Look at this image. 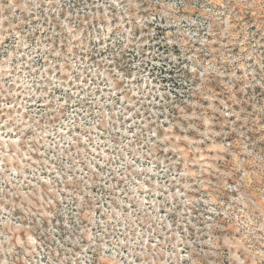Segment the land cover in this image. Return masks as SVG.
Instances as JSON below:
<instances>
[{"label":"rangeland","instance_id":"374dc122","mask_svg":"<svg viewBox=\"0 0 264 264\" xmlns=\"http://www.w3.org/2000/svg\"><path fill=\"white\" fill-rule=\"evenodd\" d=\"M0 264H264V0H0Z\"/></svg>","mask_w":264,"mask_h":264}]
</instances>
